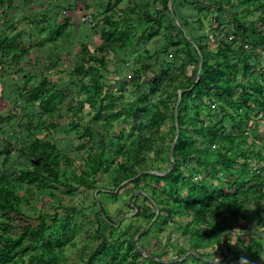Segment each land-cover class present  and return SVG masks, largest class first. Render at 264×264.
I'll use <instances>...</instances> for the list:
<instances>
[{"label":"rangeland","instance_id":"rangeland-1","mask_svg":"<svg viewBox=\"0 0 264 264\" xmlns=\"http://www.w3.org/2000/svg\"><path fill=\"white\" fill-rule=\"evenodd\" d=\"M4 2L0 177L21 205L0 209V232L17 237L45 216L60 264H89L94 249V264H124L116 238L136 241L145 258L135 264H264V1ZM55 147L69 175L18 181L47 175ZM195 183L225 192L202 236L179 215L150 229L153 197L171 191L177 212ZM43 246L25 241L16 264L35 263Z\"/></svg>","mask_w":264,"mask_h":264},{"label":"trees","instance_id":"trees-1","mask_svg":"<svg viewBox=\"0 0 264 264\" xmlns=\"http://www.w3.org/2000/svg\"><path fill=\"white\" fill-rule=\"evenodd\" d=\"M251 1L260 2L261 0H251ZM4 3H5L4 0H0V6H2V4ZM116 3L117 0H109V4H112L114 7H116ZM261 5H262V10L264 12V2L261 3ZM111 15H112L111 13L105 12L103 18H111V20L113 21L114 18ZM114 22L117 23V21ZM0 44L3 48L6 47V45L3 46V42H1ZM197 85L198 83L194 84L195 87ZM180 108L181 106H179L178 111H180ZM178 117L180 118V114ZM205 131L208 134L210 133L209 129H206ZM201 132H204L203 129L201 130ZM176 149L177 147H175V151ZM48 156L50 157L49 160L51 164L53 165V167H55L54 170H52L53 167L50 169L47 168L46 169L48 172L47 175L43 174L42 176L39 174L31 173L29 171L28 172L23 171L20 173L21 178L18 179V181L21 182L22 180H27V184H30L32 186H37L39 182L41 184L50 185L53 182L60 180V175H69L67 168L74 167L67 164L70 161L69 154H66V152L62 153L61 150H58L55 147V149L50 150ZM106 158H108L107 155H103V156L98 155L96 160L92 159L93 164H96L98 166H103ZM63 159H66L63 162L64 167H62ZM86 166L87 167L89 166L88 161L86 162ZM155 177L156 178L160 177L162 179L164 177H167V174L162 176L155 175ZM3 181L4 180L1 179L0 177V209L2 210L10 209L13 211H17V206L21 205L20 197H18L16 192H14V188L11 183L4 185ZM24 183L26 185L25 181ZM164 190L165 189H163V191ZM224 193L225 192L222 188L220 189H218L217 187L208 188L206 186H202L196 183L192 185H188L187 193L185 196L183 195L184 198L183 203H181L180 205L178 204L180 211L171 212L170 209L172 207H168V205L174 206L171 205L172 203L171 201L172 200L174 201V198L172 199L173 195L171 191L170 192L168 191L169 194V195L167 194L168 196L164 192L161 193L158 192L157 196L153 197V200H155L156 204L159 205L160 208L157 211H155L154 209L150 211L149 209V211L152 213H149L148 210L145 209L144 210V212H146L145 217L149 216L151 217V221H153V224L150 229H152L153 227L155 229L156 228L155 226L161 227L163 224L167 223L166 221H169V219L171 220V218L175 215H179L178 219H172V221H175L176 223L180 221L179 220L180 218L184 219L185 217H190L189 221L186 223V226L189 229H185V230L188 231L187 233H189L191 237L195 238L198 235L197 237L199 238L202 236L199 230L206 228L207 225L212 223L211 220L209 221L207 219L206 212L210 209V207L214 205L216 194H224ZM235 202H237L236 199H233L232 200L233 209L235 208V213H237V209L239 208L237 207ZM108 220L111 219L108 218ZM175 222L174 223L172 222L173 225H176ZM111 225L112 228L115 230L120 227L117 226L114 222H112ZM5 230H7L6 227ZM47 230H48V223L46 217L42 216L40 218L39 225L35 227L30 225L23 227L22 232L18 234L17 237L10 236L7 232L5 234L3 232H0V264H12L13 262L16 264L17 263L16 254L18 250H20L23 247L25 241H33L34 243L43 241L44 244L43 246L44 252L40 256H32L31 261L35 263H31V264H60L59 250L57 249L58 246L54 244V242L56 244H59V240L58 238L56 239V241H54V239H51L52 241H49L50 239L45 240V234ZM213 230L216 232L217 230L216 227H214ZM194 233H196L197 235H195ZM46 237L48 238V236ZM116 240H118V238H116L115 240L112 239L109 242V248H111L110 251H112L114 256H117L119 254V260H121L124 264H135L137 259L145 258L142 254V251L137 247L136 241H133L132 244L127 245L126 243L123 244V242H121L120 240L119 242H117ZM120 242L123 248L125 249L123 253L122 251H120L121 248ZM133 247H135V249H133ZM104 254H106V252H104ZM98 255H99L98 250L94 249V253L91 254V259L89 261V264H94L95 258ZM198 257L199 256L194 254L192 258L198 261L199 260ZM201 264H213V263L201 261Z\"/></svg>","mask_w":264,"mask_h":264}]
</instances>
